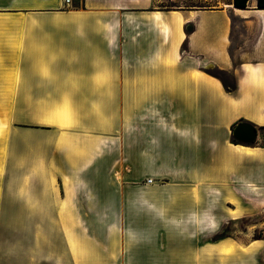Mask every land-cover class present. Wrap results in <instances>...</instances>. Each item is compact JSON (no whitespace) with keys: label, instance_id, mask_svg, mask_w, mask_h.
Listing matches in <instances>:
<instances>
[{"label":"crops","instance_id":"obj_1","mask_svg":"<svg viewBox=\"0 0 264 264\" xmlns=\"http://www.w3.org/2000/svg\"><path fill=\"white\" fill-rule=\"evenodd\" d=\"M231 3L174 11L157 0H74L70 7L65 0H0V89L70 113L45 128L58 130L63 160L61 168L43 169L51 177L45 198L55 206L75 202L86 188L93 200L90 177L103 174L97 165L106 156L94 153L116 143L129 181L112 188L149 176L150 184L188 185L194 207L242 204L246 192L254 201L252 192L264 188V10L256 0L246 10ZM216 68L235 77V93L206 73ZM242 122L257 129L254 145L231 142L232 126ZM167 161L170 169L161 166ZM59 219L80 222L77 214Z\"/></svg>","mask_w":264,"mask_h":264},{"label":"rangeland","instance_id":"obj_2","mask_svg":"<svg viewBox=\"0 0 264 264\" xmlns=\"http://www.w3.org/2000/svg\"><path fill=\"white\" fill-rule=\"evenodd\" d=\"M230 1L157 0V5L167 10H218ZM1 92L0 264H264V244L254 253L231 256L203 251L226 239L242 248L264 242V188L252 192L254 201L246 192L242 204L209 208L194 207L188 185L170 184L169 179L150 184V177L144 176L133 187L118 190L112 182L122 186L129 180L122 175L116 143H108L104 154L94 153L106 155L97 165L103 174L90 177L98 197L88 201L85 188L75 202L67 199L55 206L45 198L51 177L43 175V169L48 173L61 168L63 160L58 130L45 128L70 119V113L44 110L38 97L11 95L5 88ZM164 165L170 169L168 161ZM193 193L202 198L197 186ZM71 214L80 222L60 223L59 216ZM216 237L224 239L213 242Z\"/></svg>","mask_w":264,"mask_h":264},{"label":"trees","instance_id":"obj_3","mask_svg":"<svg viewBox=\"0 0 264 264\" xmlns=\"http://www.w3.org/2000/svg\"><path fill=\"white\" fill-rule=\"evenodd\" d=\"M250 1L251 0H232L231 4L238 9L246 10L248 8ZM256 3H257V9L264 10V0H256ZM81 7H82L81 5H78V8H81ZM204 10H215V9H204ZM174 11H181V10L175 9ZM183 50L184 51L187 50L186 43L183 45ZM206 73L209 74L210 76L218 79L222 83V85H223V87L227 93H235L237 91L238 87H237L236 79L230 73L223 71V70H220L218 68H216L214 70H207ZM236 125L237 124H234L232 126V128H235ZM231 142L235 145L240 144L239 142H237L233 138L231 139ZM222 239H224V238L223 237H218V238L216 237L213 239V242H218Z\"/></svg>","mask_w":264,"mask_h":264},{"label":"bare ground","instance_id":"obj_4","mask_svg":"<svg viewBox=\"0 0 264 264\" xmlns=\"http://www.w3.org/2000/svg\"><path fill=\"white\" fill-rule=\"evenodd\" d=\"M182 24H183V20H182L181 16H178L177 22H176V26H177V31L179 32V36L180 37L183 34ZM236 149H238L240 151L248 152V153L250 152L249 149H246V148H244L242 146H239ZM195 198L197 199L199 197H197V195H195ZM262 247H263V243L262 242H256L255 244H252L248 248H242L239 245H237L236 243H233V242H231V241L226 239V240H222V241H220L218 243L212 244L211 246H209L207 248H204L203 251H204L205 254L207 253V254H217V255H223V256H231V255H234V254H238L241 251L246 253V254L247 253H254L255 251L261 250Z\"/></svg>","mask_w":264,"mask_h":264},{"label":"water","instance_id":"obj_5","mask_svg":"<svg viewBox=\"0 0 264 264\" xmlns=\"http://www.w3.org/2000/svg\"><path fill=\"white\" fill-rule=\"evenodd\" d=\"M231 131L232 138L241 145H254L258 138L257 129L249 123H239Z\"/></svg>","mask_w":264,"mask_h":264},{"label":"built area","instance_id":"obj_6","mask_svg":"<svg viewBox=\"0 0 264 264\" xmlns=\"http://www.w3.org/2000/svg\"><path fill=\"white\" fill-rule=\"evenodd\" d=\"M73 2L74 0H65V4L69 7L73 5Z\"/></svg>","mask_w":264,"mask_h":264}]
</instances>
